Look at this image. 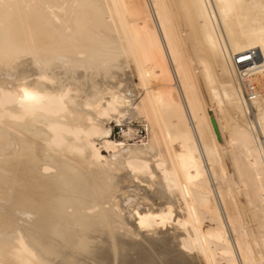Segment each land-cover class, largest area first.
Listing matches in <instances>:
<instances>
[{"label":"bare ground","instance_id":"obj_1","mask_svg":"<svg viewBox=\"0 0 264 264\" xmlns=\"http://www.w3.org/2000/svg\"><path fill=\"white\" fill-rule=\"evenodd\" d=\"M4 3L0 264H264V0Z\"/></svg>","mask_w":264,"mask_h":264},{"label":"rangeland","instance_id":"obj_2","mask_svg":"<svg viewBox=\"0 0 264 264\" xmlns=\"http://www.w3.org/2000/svg\"><path fill=\"white\" fill-rule=\"evenodd\" d=\"M107 129H109V138L117 143H122L124 147L129 146L130 144H140L142 139L147 135L145 126L137 121L122 123L111 121L108 123ZM129 129L131 130V135L126 136L125 132L129 131ZM104 132H106V130ZM117 151H114V153L116 154ZM102 154L108 155L109 152L102 149Z\"/></svg>","mask_w":264,"mask_h":264},{"label":"clouds","instance_id":"obj_3","mask_svg":"<svg viewBox=\"0 0 264 264\" xmlns=\"http://www.w3.org/2000/svg\"><path fill=\"white\" fill-rule=\"evenodd\" d=\"M29 95L28 96H20V102L22 104H39L42 102V100L44 99L43 96L35 91H30L28 90Z\"/></svg>","mask_w":264,"mask_h":264},{"label":"snow or ice","instance_id":"obj_4","mask_svg":"<svg viewBox=\"0 0 264 264\" xmlns=\"http://www.w3.org/2000/svg\"><path fill=\"white\" fill-rule=\"evenodd\" d=\"M16 5H12V4H5L4 3V0H0V9H5V10H8V9H11L13 7H15ZM43 78V77H42ZM22 92V95L24 96H28L29 95V92H28V89L27 88H21L20 90ZM66 94V93H65Z\"/></svg>","mask_w":264,"mask_h":264}]
</instances>
